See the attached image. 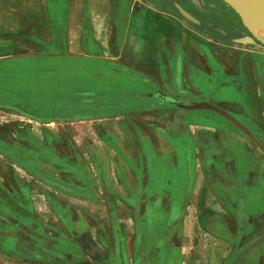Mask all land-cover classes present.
<instances>
[{"label": "crops", "instance_id": "0c3cea01", "mask_svg": "<svg viewBox=\"0 0 264 264\" xmlns=\"http://www.w3.org/2000/svg\"><path fill=\"white\" fill-rule=\"evenodd\" d=\"M20 1L0 0V264H264V53L148 0L104 22Z\"/></svg>", "mask_w": 264, "mask_h": 264}, {"label": "water", "instance_id": "95a60500", "mask_svg": "<svg viewBox=\"0 0 264 264\" xmlns=\"http://www.w3.org/2000/svg\"><path fill=\"white\" fill-rule=\"evenodd\" d=\"M223 3L228 12L238 19V22L244 31H238L232 28L238 37L231 39L230 43L243 46H251L264 52V36L256 35L255 32L264 33V0H219ZM166 4L172 7V9L177 13V15L186 21L189 25L193 27H198L199 25H205L211 28L210 25L195 19L190 15L187 10L176 2V0H164ZM255 31V32H254ZM170 99H168V102ZM177 108L183 110H208L216 113L221 118L225 119L235 127H237L242 133L247 136L249 133L237 123L231 116L226 114L224 111L211 106L206 103L197 104H175Z\"/></svg>", "mask_w": 264, "mask_h": 264}, {"label": "rangeland", "instance_id": "374dc122", "mask_svg": "<svg viewBox=\"0 0 264 264\" xmlns=\"http://www.w3.org/2000/svg\"><path fill=\"white\" fill-rule=\"evenodd\" d=\"M16 2H17V4H20L21 1L20 0H4L3 6L9 9L11 7H14ZM57 2H58L59 5L63 4L64 7L66 6V0H57ZM130 2H131V0H130ZM130 2L128 3V5H130ZM186 2H188L190 5L195 7V6H201L203 0H186ZM121 3L123 4V2H121ZM147 4L150 5V3H147ZM47 5L49 6L48 7L49 16H50V18H52V15H51L52 0H47ZM114 5H115V0H72V11H73L72 21L73 22H79V21L90 20V18H95L96 17V18H98L97 20H100V21L104 22V20H107V16H106L107 12L109 11L110 7L111 6L113 7ZM150 6L151 7H149V8L152 9V13L153 14H157V15H160L161 17H163V15H161V14L168 13L167 17L168 16L173 17L175 19V20L173 19L174 21H176L179 24H182L184 27H188V28L192 29V32H194L196 34H200V35L201 34H205V35L209 36V38H211L214 42H222V41L225 42V41H227L228 36L227 37H220V36H218V35H216L214 33H204L205 31L202 30L201 28L193 29L187 23L182 21L180 19V17L173 10H171L169 7L168 8H163V7H159V6L158 7H154L155 5H150ZM40 9H42L41 6H40ZM86 12H87V14H86ZM234 18H236V17L234 16ZM39 19H40L39 37H40V39H42V38H45L46 35H44V30L41 29L42 26H43L42 25V23H43V14H42L41 10H40ZM246 47H251V46H246ZM44 48H48V46H44L41 49H44ZM251 48H254V47H251ZM58 49H61V47H58ZM254 49L256 51H259V53H261V54L264 53L263 51H261L259 49H256V48H254ZM209 86L207 88L213 89L212 85H209ZM200 89L204 91L206 89V86H204L203 89L202 88H200ZM73 99L74 98H72V100ZM31 112L32 111H30V113ZM70 112H71L70 116H82V117H85V116L90 115L91 112L94 114L95 111H92L91 109L90 110L87 109V110H84V111L79 110V109L78 110L72 109ZM32 114H35V115L39 114V115L43 116V115H50L51 113L41 114V113H39V111L38 112L35 111ZM52 114H54V115L55 114H58V115L62 114L63 115V113L61 111H59L58 113H57V111H53Z\"/></svg>", "mask_w": 264, "mask_h": 264}, {"label": "flooded vegetation", "instance_id": "af4514ba", "mask_svg": "<svg viewBox=\"0 0 264 264\" xmlns=\"http://www.w3.org/2000/svg\"><path fill=\"white\" fill-rule=\"evenodd\" d=\"M150 5L154 7L171 8L164 0H148ZM219 0H203L201 6H192L186 0H176L178 4L185 7L186 10L197 20L202 21L211 26L210 29L205 25H199V28L207 33H214L220 37H229L237 34L232 31V28L238 31H244L240 26L238 19L234 18L228 12L227 7ZM205 3V4H204ZM236 17V16H235Z\"/></svg>", "mask_w": 264, "mask_h": 264}, {"label": "bare ground", "instance_id": "6f19581e", "mask_svg": "<svg viewBox=\"0 0 264 264\" xmlns=\"http://www.w3.org/2000/svg\"><path fill=\"white\" fill-rule=\"evenodd\" d=\"M255 32V31H254ZM256 35H262L264 36V33H260V32H255Z\"/></svg>", "mask_w": 264, "mask_h": 264}]
</instances>
